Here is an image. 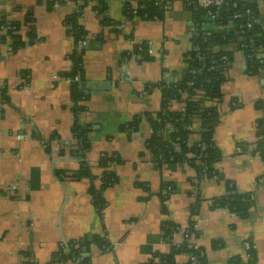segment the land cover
Here are the masks:
<instances>
[{"label":"crops","instance_id":"crops-1","mask_svg":"<svg viewBox=\"0 0 264 264\" xmlns=\"http://www.w3.org/2000/svg\"><path fill=\"white\" fill-rule=\"evenodd\" d=\"M47 1L0 0V20L23 24L31 12L37 33L31 43L29 28L23 25L20 33L26 43L16 51L11 40L0 43V264H26L29 259L38 264H142L154 254H171L188 237L197 171L187 162L157 167L145 150L151 133L146 119L137 130L122 126L145 111L160 110L162 92L154 85L181 81L188 73L185 57L192 49L193 14L177 0L168 2L162 21L129 19L122 0H107L111 23L104 24L102 15L88 4L82 16L89 39L83 56L88 99L82 102L85 109L75 113L71 83L63 75L78 49L66 24L75 7L72 3L49 7ZM257 1L258 23L264 31V5ZM143 42H151L153 60H142L135 52ZM225 76L219 115L192 125L194 131L214 129L222 158L216 164L219 173L201 181L203 201L195 217L199 235L192 234L189 240L206 249V264H228L237 255L247 264L252 239L257 264H264V162L260 155L240 149L256 141L257 123L264 119V107L256 106L264 103V68L248 73L244 52L236 50ZM183 106L173 102L171 109L180 111ZM76 121L93 126L88 159L98 177L103 152H116L125 160L112 167L119 180L104 189L106 207L101 215L89 193V179L59 174H72L80 167L66 147L74 142ZM166 181L176 190L165 201L164 212L161 191ZM228 181L240 192H254L249 216L213 205V198L228 192ZM95 182L100 186V178ZM166 221L181 227L172 241L164 239ZM95 236L111 247L105 250L94 244L77 261H53L62 245ZM214 241L224 245L213 248ZM86 257L90 259L84 262ZM187 261L186 253L176 256L178 264Z\"/></svg>","mask_w":264,"mask_h":264},{"label":"trees","instance_id":"trees-1","mask_svg":"<svg viewBox=\"0 0 264 264\" xmlns=\"http://www.w3.org/2000/svg\"><path fill=\"white\" fill-rule=\"evenodd\" d=\"M75 4V10L66 18L69 33L76 40L77 48L81 41L88 37V32L82 23L84 9L88 4H92L95 11L102 15L104 24H110L107 15V0H68ZM123 10L127 18H138L141 20H164L168 9L169 1L177 0H122ZM191 11L195 19V30L192 35V49L186 55L188 73L184 79L178 82L161 81L154 87H158L162 92L160 110L145 111L135 116L131 122L122 126L124 130H137L140 122L146 119L151 126V133L145 142V150L150 154L151 160L162 168L167 163L187 162L197 171V178L193 180L195 201L190 206L191 218L189 226L185 230L187 238L176 247L171 254H154L151 259L142 264H178L176 256L181 253L188 255L185 264H206V249L191 243L189 238L192 234L199 235L196 229L195 217L200 213L203 198L201 196L200 184L205 178L216 176L219 171L216 164L221 160L222 153L215 142L214 129L212 127L194 131L192 125L197 120L213 118L219 115V105L223 99L222 86L226 81L225 71L233 60L236 50L244 52L246 58L247 72L258 74L264 68L263 59L259 57L260 48L264 47V31L258 23L259 4L257 0L241 1L230 0L221 6L204 7L198 0H179ZM56 3L65 4L66 0H49L46 4L51 7ZM248 11L250 13H248ZM215 14V18H211ZM253 21L254 27L249 28L248 22ZM35 19L30 12L22 24L18 21L0 20V30L4 31L0 37V43L11 40L13 51L22 48L26 41L20 33L22 26H28L27 37L32 43L37 38ZM230 28L216 30V26H227ZM86 48L75 50L70 59L71 69L63 75L66 78L74 79L76 75L81 76V82L71 84V96L74 102V111L77 113L84 110L83 101L88 99L84 84V61L83 56ZM135 52L142 60H153L150 53V45L143 42L135 47ZM228 56L224 60V56ZM148 88V87H147ZM150 88V87H149ZM148 88V89H149ZM8 96L3 93V101H7ZM173 102L183 103V109L175 111L171 109ZM258 109H263L264 103L258 101ZM93 130L92 125H82L77 121L72 126L73 143L66 146L69 148L70 157L77 160L80 167L72 174L61 173L66 177L76 179L87 178L91 181L89 193L93 204L99 213L102 214L106 207V200L103 196L104 189L115 185L119 176L113 165L123 164L125 160L116 152H103L98 161V167L102 169L100 177L93 172V167L88 159L91 151V140L89 133ZM192 140V142H190ZM47 144V143H46ZM49 144H47L48 146ZM252 146L249 150L247 147ZM241 151H250L260 155L264 162V119L257 123L256 141L249 144H242ZM65 148L61 150V155H65ZM100 178V186L96 185V180ZM191 182V183H192ZM228 192L225 195L212 199L215 207L226 208L240 217L250 215L254 206V192H240L233 182L228 181ZM176 190L172 182H164L161 191L163 201V211L166 212L165 201L171 193ZM180 226L172 221L163 223V235L167 241H172L175 234L179 232ZM247 264H257V250L252 239L248 240ZM100 245L105 250L111 247L103 238L94 237L90 241L84 239L72 240L62 245L53 255V261L68 262L77 261L83 252L89 251L92 245ZM221 241H214L213 248L223 246ZM90 257H86L87 262ZM26 264H38L34 260H28ZM228 264H243L241 256L232 257Z\"/></svg>","mask_w":264,"mask_h":264},{"label":"built area","instance_id":"built-area-1","mask_svg":"<svg viewBox=\"0 0 264 264\" xmlns=\"http://www.w3.org/2000/svg\"><path fill=\"white\" fill-rule=\"evenodd\" d=\"M66 1H67L68 3H72L73 6H75L74 2H72V1H68V0H66ZM229 1H230V0H198V3H199L200 5H202V6H204V7H208V6H211V5H214V6H221V5H223V4L228 3ZM241 1H251V0H241ZM262 2H263L262 4L264 5V0H262ZM248 13H250V12L248 11ZM215 17H216V15H215V14H212V17H211V18H215ZM231 26H233V25L230 24V25H227V26H220V27H222V28L224 29V28H230ZM216 27H219V26H216ZM248 27H249V28H253V27H254V22H253V21L248 22ZM263 36H264V35H263ZM88 41H89L88 37L85 38L83 41H81L80 44H79V46H78V50H81L82 48L86 47L87 44H88ZM148 43H149V45L151 46V42H148ZM150 53H151V50H150ZM259 57L262 58V59H263V62H264V47L260 48ZM223 58H224V60H227V59H228V56L225 55ZM67 80H68L69 83H71V84H72L73 82H78V83H80V82H81V76L78 74V75L75 76L74 79L67 78ZM190 142H192V140H191ZM247 148H248L249 150H251L253 147H252V146H249V147H247ZM247 247H249V244H247Z\"/></svg>","mask_w":264,"mask_h":264},{"label":"water","instance_id":"water-1","mask_svg":"<svg viewBox=\"0 0 264 264\" xmlns=\"http://www.w3.org/2000/svg\"><path fill=\"white\" fill-rule=\"evenodd\" d=\"M87 48H89V46H88ZM92 85H93V89H95V85H94V83H93ZM81 262H82V261H81Z\"/></svg>","mask_w":264,"mask_h":264}]
</instances>
